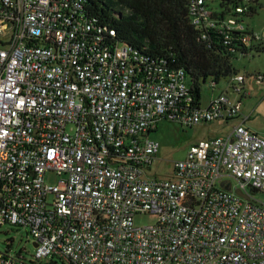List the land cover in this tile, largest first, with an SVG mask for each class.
<instances>
[{
  "label": "built area",
  "instance_id": "1",
  "mask_svg": "<svg viewBox=\"0 0 264 264\" xmlns=\"http://www.w3.org/2000/svg\"><path fill=\"white\" fill-rule=\"evenodd\" d=\"M187 2L202 40L249 55L263 45L245 25L253 0ZM85 8L0 0V226L23 227L37 244L33 260L9 246L0 264H264V135L246 119L194 143L172 178L152 170L161 120L228 123L246 77L198 107L185 70L119 41ZM141 213L156 224L137 226Z\"/></svg>",
  "mask_w": 264,
  "mask_h": 264
},
{
  "label": "trees",
  "instance_id": "2",
  "mask_svg": "<svg viewBox=\"0 0 264 264\" xmlns=\"http://www.w3.org/2000/svg\"><path fill=\"white\" fill-rule=\"evenodd\" d=\"M85 12L100 24L114 29L116 39L169 69H183L193 86L196 105L201 106L202 85L214 87L223 79L239 75L232 56L249 52L226 46L220 40H202L190 21L187 0H84ZM259 0H253L258 5ZM256 9H251L253 16ZM264 51V45L253 50Z\"/></svg>",
  "mask_w": 264,
  "mask_h": 264
},
{
  "label": "rangeland",
  "instance_id": "3",
  "mask_svg": "<svg viewBox=\"0 0 264 264\" xmlns=\"http://www.w3.org/2000/svg\"><path fill=\"white\" fill-rule=\"evenodd\" d=\"M217 7V6H215ZM257 13L253 16L245 17V25L254 31L262 40L264 45V0H259L258 5H254ZM232 63L239 74L246 77L245 89L248 96L242 99L240 115L229 121L218 120L214 123L201 124L193 128H188L170 120H161L158 124V130L151 135L153 139L161 143V153L159 163L152 167L159 179L172 178L174 164L183 160L189 148L196 142L203 139H211L217 136H223L231 131L242 119H246L249 125L256 133L264 135V51L254 55L243 56L236 53L232 56ZM257 75L261 77L256 78ZM229 85V78L223 79L216 85H211L209 79L202 85L201 106L204 108L210 104L213 97L224 94ZM233 103L240 100V96H230ZM60 177L54 172L46 175L48 184H57ZM231 185L235 188L237 182L231 179ZM264 201V194H258L257 197ZM135 224L137 226H151L156 224L157 216L151 213H141L136 215ZM29 231L23 227L12 226L9 224L0 226V251L12 255L22 254L27 261L34 259L35 246ZM11 242V245L8 243ZM35 264H51L50 259H43ZM61 264V263H59Z\"/></svg>",
  "mask_w": 264,
  "mask_h": 264
},
{
  "label": "water",
  "instance_id": "4",
  "mask_svg": "<svg viewBox=\"0 0 264 264\" xmlns=\"http://www.w3.org/2000/svg\"><path fill=\"white\" fill-rule=\"evenodd\" d=\"M237 193L244 196L240 190H237ZM244 197H246V196H244ZM34 246L37 247V244L34 243Z\"/></svg>",
  "mask_w": 264,
  "mask_h": 264
},
{
  "label": "crops",
  "instance_id": "5",
  "mask_svg": "<svg viewBox=\"0 0 264 264\" xmlns=\"http://www.w3.org/2000/svg\"><path fill=\"white\" fill-rule=\"evenodd\" d=\"M239 124H240V123H239ZM239 124H238V125H239ZM246 125H247V124H246ZM247 127H249L250 129H252L249 125H247Z\"/></svg>",
  "mask_w": 264,
  "mask_h": 264
}]
</instances>
